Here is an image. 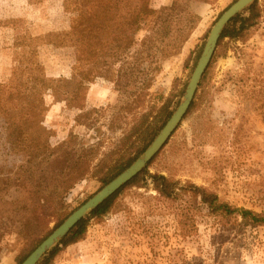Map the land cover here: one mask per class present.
Wrapping results in <instances>:
<instances>
[{
	"label": "rangeland",
	"instance_id": "1",
	"mask_svg": "<svg viewBox=\"0 0 264 264\" xmlns=\"http://www.w3.org/2000/svg\"><path fill=\"white\" fill-rule=\"evenodd\" d=\"M108 1L0 0V167L15 169L25 161L3 150L12 130L23 143L46 141L52 156L39 168L64 172L79 164L83 150H96L88 176L48 224L28 242L16 234L6 238L0 264H16L57 219L96 194L102 188L100 174L92 175L98 167L106 171L135 156L142 145L134 129L143 115L151 121L170 98L172 115L210 29L236 0H182L183 13L169 18L161 34L165 40L141 45L147 35H157L152 19L132 33L129 52L111 41L126 31L118 18L123 3L105 22L104 34L96 20L87 32L76 22L81 5L89 13ZM257 1L261 18L243 40L217 44L186 115L136 184L121 190L108 214L89 220L81 240L58 245L52 264H264V228H241L239 219L209 215L187 191L193 185L231 207L264 214V0ZM172 3L148 0L154 11ZM188 13L198 22L173 54V42L192 26ZM112 47L113 66L107 58ZM120 76L118 89L114 80ZM151 175L174 182L177 198L160 197Z\"/></svg>",
	"mask_w": 264,
	"mask_h": 264
},
{
	"label": "trees",
	"instance_id": "2",
	"mask_svg": "<svg viewBox=\"0 0 264 264\" xmlns=\"http://www.w3.org/2000/svg\"><path fill=\"white\" fill-rule=\"evenodd\" d=\"M133 1L134 0H109L100 9L89 13H86L84 10L85 8H82L81 5V11L78 14L76 22L80 23L79 27L82 26L81 29L87 32L91 30L92 22L96 20L99 22L97 24L99 29L102 30L101 33L104 34V28L107 27L105 22L111 20V17H114L116 12L120 10L117 4L123 3V12L118 18L123 21L126 31L121 34L123 39H117L116 36L113 35L111 41L115 44L117 43L116 48L129 52L132 43L130 36L133 32L139 31L142 24L155 19L154 23L157 26V35H152L150 37L147 35L141 40L142 46L147 43L151 46L152 43L156 44L165 40L161 34L167 30V24H170L169 18L179 17V14H182V10H184L181 8L182 5L180 6L182 0H173L170 7H164L158 11L150 9L148 0H138L137 9H133L131 7ZM257 2L258 1L246 9L242 14L234 17L227 24L221 34L218 45L225 39L238 41L243 40L247 36L250 29L253 28L261 18V10ZM188 14L192 26L183 33L179 40L173 42V47L169 49L173 54H177L181 50L183 44L189 39L194 25L198 22L197 17L192 16L191 13ZM90 49L91 46L88 44V58H92ZM113 49L114 47L110 49L111 51L107 56V58L111 60L108 61V65L111 66L117 62V53ZM114 84L118 89L121 87V76L116 77ZM170 101L171 98L169 101H166L163 106L158 108L154 116L152 115L151 121L148 119L150 118L149 114L143 115V121L134 129V133L137 134L142 147L136 151L133 158L120 159L117 165H114L106 171H102L98 167V171L92 174L94 177L100 174L97 180L101 187L108 184L128 168L152 142L171 116V112L169 111ZM85 115H87V113H85ZM2 147L8 154H20L25 158V161L15 169H9L5 166L0 167V259L2 255L5 254L8 247V242L5 241L7 237L16 234L18 238L25 239L26 242H28L32 239L36 229L42 228L49 223V220L54 216V212L58 210V207L64 204V200L69 191L79 181L88 176L87 174L92 162V156L96 151L92 148L83 150L84 156L79 157V159L82 157V160L80 159L79 161L78 159L79 164L76 167L74 166L66 169L64 172H60L58 168H39L44 161H49V158L52 156V152L49 151L45 140L41 142L36 138L33 140H26L25 143H23L21 137L12 130L5 134V142ZM141 175L142 172L94 210L88 219L80 221L59 245L65 248L81 240L86 232L89 220L101 219L108 214L121 190L132 184H136ZM150 177L152 179L153 188L160 197L172 201L177 198L178 193L176 192V184L174 182L162 175H151ZM187 188L191 197L195 199L198 198L200 204L206 208L209 215H221L224 218L239 219V226L241 228H264L263 213L258 214L250 210L231 207L226 203L219 202L215 194L193 185H188ZM191 213V219H193V212ZM24 215H28L30 218L24 220ZM63 220L64 218L57 219L51 230L16 258V264H21ZM59 251L60 248H54L38 264H52Z\"/></svg>",
	"mask_w": 264,
	"mask_h": 264
},
{
	"label": "water",
	"instance_id": "3",
	"mask_svg": "<svg viewBox=\"0 0 264 264\" xmlns=\"http://www.w3.org/2000/svg\"><path fill=\"white\" fill-rule=\"evenodd\" d=\"M257 0H236L230 5L214 23L206 38L205 44L197 63L193 69L181 101L144 152L123 172L103 186L96 194L73 211L49 236H47L21 264H38L51 250L70 233V231L82 220L90 217L92 212L112 197L118 190L141 173L147 164L158 154L180 122L186 115L194 99L199 83L208 68L217 48L218 41L227 24L237 15L242 14Z\"/></svg>",
	"mask_w": 264,
	"mask_h": 264
}]
</instances>
